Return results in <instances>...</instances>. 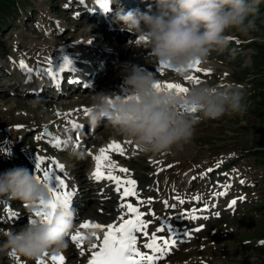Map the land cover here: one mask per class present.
I'll list each match as a JSON object with an SVG mask.
<instances>
[{
  "label": "rangeland",
  "instance_id": "374dc122",
  "mask_svg": "<svg viewBox=\"0 0 264 264\" xmlns=\"http://www.w3.org/2000/svg\"><path fill=\"white\" fill-rule=\"evenodd\" d=\"M153 1L156 3V0H132L135 5L130 9L147 11L149 5H155ZM71 3L78 4V0H16L12 13L4 22L1 20L0 149L12 148V155L0 154V173L14 167H26L35 172L37 155L54 157L65 165V181L69 189L76 192L72 197L75 224L89 217L90 220L96 217L107 223L117 217L120 201L114 194L116 192L106 194L107 191L100 188L106 184L90 182V162H93V154L99 153L102 147L118 141L125 149L124 154L118 159L110 158L104 164L127 168L137 177L143 192L140 195L142 200L151 198V204L143 203L146 220L151 221L149 234L166 221L174 229L182 228L183 232L191 235L188 238L192 241L177 245L174 253L161 264H264V244L261 243L264 241V3H261L255 18L254 30L247 34L230 30L228 47L222 51H211L207 62L201 64L203 69L210 70L208 74L192 73L201 82L239 86L247 105L246 112L202 121L196 126L190 142L181 149L158 155L142 154L134 144L125 143L126 139L115 136L107 124L99 128L96 138L85 140L88 146L84 152L76 151L74 147H54L49 142L51 137L42 135L46 125L55 137L62 131L68 135L69 121L84 116V109L89 106V97L94 91H107L119 97L121 90L128 91L123 83V69L135 63L156 72L162 84L171 82L189 86L188 80L176 79L173 70L158 71V63L152 60L146 43H137L138 35L122 30V22L116 18L117 12L109 19L110 25H101L96 20L97 10L95 18L85 17L88 10L84 8V13L80 14L75 7L77 4L70 7ZM72 42L87 46L89 57L95 59L99 67L103 65L102 72L97 67L102 76L89 80L90 91L87 80L80 86L71 84L76 73L69 71V67L65 68V75L68 74L69 78L64 87L81 88L80 93L89 95L77 96L64 89L65 94L59 98L49 96L51 93L42 99L28 96L12 84L14 77H21V59L34 69L46 68L53 67L47 58L55 56L52 58L55 62L73 52L70 59L74 63L75 48L65 55L62 53L67 45L74 47ZM41 60L44 63L39 65ZM84 60L87 61L88 57ZM74 66L78 70V66ZM19 83H22L21 79ZM62 104L66 105L63 109ZM66 113L71 115L65 116ZM72 150L83 155L71 157ZM89 150L92 155L88 154ZM241 180L244 183H240ZM226 186H230L232 191L219 195L229 190ZM99 191L102 193L97 196ZM177 196L185 202L179 203ZM197 196L199 200L195 199ZM230 198H235L239 204L229 208ZM15 201L17 205L14 200L0 197V207L3 206L0 209V242L4 239L3 233L19 230L29 222V217L25 218L28 208L21 201ZM172 204L176 207H170ZM9 208L18 215L10 218ZM151 209H155V215ZM191 215L199 218L190 219ZM197 228L200 230L196 231ZM157 235L168 238L171 233L165 229L164 233ZM64 250L69 264H81L83 256L70 241V236ZM11 253L0 252V264H38L37 258L13 256ZM48 257L45 264H51Z\"/></svg>",
  "mask_w": 264,
  "mask_h": 264
},
{
  "label": "clouds",
  "instance_id": "9594fccd",
  "mask_svg": "<svg viewBox=\"0 0 264 264\" xmlns=\"http://www.w3.org/2000/svg\"><path fill=\"white\" fill-rule=\"evenodd\" d=\"M106 3L108 6L111 0ZM261 3L264 0H156L147 11L121 9L116 18L122 22V30L146 38L155 63L172 69L176 79H185L192 75L197 60L206 63L211 51L228 47L230 30L242 34L254 30ZM123 75L127 94L117 99L115 93L94 91L89 97L88 120L93 127L107 124L144 155L174 153L190 142L202 121L242 115L247 110L236 85L188 80V91L178 92L165 87L156 72L140 65L125 67ZM69 137L65 140L70 145ZM0 154L11 157L12 148L0 149ZM0 197L19 200L29 211L26 225L2 234L0 252L36 259L68 246L76 227L75 210L57 206L50 219L36 217L41 205L54 197L34 172L14 167L0 173Z\"/></svg>",
  "mask_w": 264,
  "mask_h": 264
},
{
  "label": "snow or ice",
  "instance_id": "6c2138e0",
  "mask_svg": "<svg viewBox=\"0 0 264 264\" xmlns=\"http://www.w3.org/2000/svg\"><path fill=\"white\" fill-rule=\"evenodd\" d=\"M84 0H81L83 3ZM97 3H100L105 9H107L106 0H97ZM67 7V5H66ZM58 23V22H57ZM230 39V38H229ZM91 41H89L90 43ZM145 42L146 38L140 37L136 41ZM64 63L59 66V72H64L65 68L70 67L73 64V61L65 56L63 59ZM49 65L53 64L52 59L48 61ZM200 61L197 60L195 65L192 68V72L199 73L201 71H205L199 67ZM19 67L28 74V79H32V74L40 75L43 73L51 77L52 79L58 78V73L54 70L53 67L49 66L46 68L33 69L30 67L24 59L19 61ZM166 66L163 63H159L158 71L163 72ZM75 70V69H73ZM210 71V70H207ZM186 80H194L195 82H199L196 76L191 75L189 77H185ZM163 85L169 89L175 88L178 92H187L188 88L180 83H171L164 82ZM157 87H160V83L157 84ZM117 99L120 97L117 96ZM195 111V109H192ZM90 112L89 108L84 109V113L88 116ZM59 115V113H57ZM71 113H66L65 116H70ZM72 129H80L84 126L80 123H77L75 120L69 121ZM20 127V126H18ZM42 135H46L51 137L50 143L54 147L66 146L67 141L61 140L59 137L53 136L51 131L48 129L47 125L44 126V131ZM72 139L71 135L69 137ZM40 139V136L37 137ZM125 143H131V141H125ZM74 147L79 148V135L77 136V142L74 144ZM138 148V147H137ZM110 151H119L121 155L124 154L125 149L123 145L118 141H112L106 147H102L99 150V154L93 156L96 161V169L92 173L93 178L96 181L107 180L111 182L114 186L115 192L118 194L120 204H119V223H94L92 221H85L80 224L79 229L70 234L71 240L74 242L77 248L80 249V255L85 254V249L83 247V243L85 240H89L94 238L96 243H90L89 247L92 249L89 254V258L87 260V264H157L169 251H171L172 245L177 244L178 235L175 229L172 227L170 223L166 221L161 223L160 227L156 228L155 231L149 232L147 231L148 224L151 221H147L143 219L145 213L141 211V209L132 202H129V199L135 197L141 204L148 203L151 204L152 200L149 198L147 201L140 199V193L137 191V181L130 176L126 178H122L120 175L114 174L112 170H109L107 173L102 171L103 161H107L110 159L108 153ZM89 155H92L91 150L88 151ZM159 163V162H157ZM114 164V162H113ZM108 168H112L113 165H107ZM169 168L172 165H168ZM57 169L59 172H57ZM65 165L59 162L54 157H47L44 155H37V162L35 166V175L37 179L42 180L47 184L49 190L53 193V200L48 204H42L40 210L35 213V216L40 219H50L51 214L54 212L57 206L63 207H71L72 206V197L74 196V191H68L69 184L65 181ZM120 173L127 174L129 170L124 167H120L118 169ZM211 171V169H209ZM160 172H163V169H160ZM240 183H244L243 180ZM228 187V186H226ZM226 192H221L219 195H225ZM179 203L183 204L185 201L181 199L179 196L176 197ZM196 200H199V196L195 197ZM239 199H244V197H239ZM165 205L168 204V201H164ZM237 200L233 199L231 201L230 207L236 205ZM170 207L175 208L176 205L172 204ZM207 208V205H205ZM10 214V218L18 215L13 212L11 208L8 209ZM195 212V209H193ZM153 215H155L153 213ZM219 215V213H217ZM190 219H198L199 217L196 215H191ZM80 229H89L90 235L83 233ZM165 229L171 235L168 238H165L164 235L158 236L157 233H164ZM200 229L197 228L196 231ZM102 234V235H101ZM142 234L145 239L143 243V248L150 250L149 252L142 251L138 244V237ZM185 237L189 236L188 232L184 233ZM264 244V241H261ZM11 255L16 256L14 252ZM49 255L48 252H45L43 256L47 257ZM52 264H64L65 257L61 254L59 256L52 255L51 256ZM38 264H45V261L42 259H38Z\"/></svg>",
  "mask_w": 264,
  "mask_h": 264
},
{
  "label": "bare ground",
  "instance_id": "6f19581e",
  "mask_svg": "<svg viewBox=\"0 0 264 264\" xmlns=\"http://www.w3.org/2000/svg\"><path fill=\"white\" fill-rule=\"evenodd\" d=\"M142 1H144V0H142ZM84 2H86V4L87 5H85L84 7L86 8V11L88 10V8H90V9H93V10H95L96 9V7H97V4L95 3V1H94V3H92V2H87V0H85ZM111 2H113L114 3V0H111ZM129 5L128 6H125V8H129V9H125V12L126 11H128V10H130V8H132L133 6H131V5H135L133 2H132V0H129ZM88 7V8H87ZM135 9V8H134ZM93 17H95V16H93ZM97 18H99V19H101V20H103V21H105L104 23L106 24V25H110V23H109V19L110 18H108L107 20H105V19H102L100 16H97ZM72 44H73V42H72ZM73 46L74 47H71V45L69 46V45H67L66 47H65V50H63L62 51V53L65 55L70 49H73V48H75V52H76V54L77 55H75V57H76V60L75 61H79V56L78 55H81V56H84V55H86V53L88 52V47L87 46H85V45H83V44H80V43H74L73 44ZM62 56V55H61ZM63 57H65V56H63ZM59 57H57L56 58V60L58 59ZM78 58V59H77ZM48 59V58H47ZM64 59V58H63ZM63 59H61V58H59L57 61H55V63L56 64H58V66H61L63 63H64V61H63ZM75 61H74V63H75ZM137 62H139V61H137ZM95 64H96V61H95ZM138 65H142L141 63H137ZM136 63H135V65H137ZM151 64V63H150ZM97 65V64H96ZM146 66H147V64H145ZM151 67H152V64H151ZM158 67H159V64H158ZM201 69H203V67H200ZM77 69V68H76ZM67 70V69H66ZM205 71H207L206 69H204ZM75 73H76V76H74L75 78H72V80L70 81L71 82V84H75L76 86H80V85H83V84H85V79H87L88 81L90 80V78H94V79H96L97 78V76H98V73L97 72H92L91 73V75L89 76V79L85 76V74L83 73V72H81L80 71V68H78V70L77 71H75ZM64 74H66V71H64ZM170 76H171V72H169L168 73ZM26 75H28L27 73H26ZM79 75H81V76H79ZM41 76L42 75H38V77L39 78H41ZM100 76V75H99ZM77 77H80V78H84V80L83 81H81L79 84H77L76 82H75V79L77 78ZM68 78H69V76H63L62 78H60L59 80H58V82H56V83H54V84H52V85H47V86H43L42 88H40V89H38V91H37V95L39 96V97H42V96H44V95H47V94H51V93H53V91H55V92H59L60 90H61V88H63L64 86H66V82H67V80H68ZM19 82V81H18ZM21 82L22 83H20V86L22 87V89L21 88H18L17 87V85L16 84H14V83H12L14 86H16L17 87V89L19 90H21V92H23V93H27V94H32V89H33V87H34V85L33 84H26V83H24L25 82V76H24V78H23V80L21 79ZM26 85L25 86V88H24V84ZM52 89V90H51ZM13 90H15V89H13ZM52 91V92H51ZM120 94V96H124V95H126L127 94V90H125V89H123V90H121V92L119 93ZM33 95V94H32ZM55 96V95H54ZM53 96V97H54ZM61 107H62V109L63 108H65L66 107V105H61ZM59 109V108H58ZM61 109V108H60ZM61 111H63V110H61ZM68 124V123H67ZM62 134H63V132H62ZM115 136H117L118 138L120 137V136H118V135H116L115 134ZM115 154V156L116 157H118V154L117 153H114ZM114 170H118V169H114ZM58 172V171H57ZM120 176H122V177H127V176H129V175H126V176H124L123 174H119ZM109 183H111V182H109ZM109 183H107V184H109ZM108 191H107V193L106 194H108L109 192H112V193H114L115 192V190H114V186H113V184L111 183V184H109L108 185ZM68 191H72L71 189H68ZM76 193V192H75ZM102 192L101 191H99L98 192V194H97V196L98 195H100ZM78 194V193H77ZM115 194V193H114ZM75 195V194H74ZM106 197H107V195H106ZM113 197V194L111 195V198ZM109 198V197H108ZM110 198V199H111ZM119 198V197H118ZM117 198V199H118ZM116 199V202H117V204H118V200ZM131 199V198H130ZM105 200V199H104ZM76 201V200H75ZM120 201V200H119ZM73 203V202H72ZM135 205H137L139 208H140V205L139 204H135ZM3 208V206H1L0 207V209H2ZM118 210V213H117V217L115 218V220H113L112 222H110V223H119V208L117 209ZM9 213V212H8ZM10 215V214H9ZM14 217V216H13ZM90 218V217H89ZM86 219L85 218V220H83L84 222L85 221H89L90 219ZM96 218V217H95ZM95 218H93V219H91L90 221H92V222H101V223H105V222H103V221H100V220H97V219H95ZM82 221V222H83ZM79 223H81V222H78V224ZM107 223H109V222H107ZM76 225V227H75V229H74V232L73 233H75L76 232V230L77 229H79V225ZM106 224V223H105ZM176 230H179V229H176ZM89 234L90 235V230H87L86 229V234ZM180 236H181V238H180V240L182 239V236H183V233H181L180 232ZM190 238V237H189ZM86 241L87 240H85L84 241V243H83V247H84V249L87 251V255H86V257H85V260L83 261V262H87V260H88V258H89V253H90V251L92 250V249H90V247H89V245H90V243H96V241H95V239H93V240H91V241H88L87 243H86ZM179 241V240H178ZM71 242H73L72 240H71ZM181 244V243H180ZM137 246L138 247H140L138 244H137ZM141 248V247H140ZM79 251H80V249H79ZM150 251V250H149ZM49 253H51V254H49V257H51V255H57V256H59V255H63L64 257H67V252H66V250H62L61 252H59V253H56L55 251H49ZM49 257H48V261L52 264V261H50V259H49ZM37 259H43L44 261H45V259H46V257L45 256H40L39 258H37ZM46 263V262H45ZM87 264V263H86Z\"/></svg>",
  "mask_w": 264,
  "mask_h": 264
},
{
  "label": "trees",
  "instance_id": "16d2710c",
  "mask_svg": "<svg viewBox=\"0 0 264 264\" xmlns=\"http://www.w3.org/2000/svg\"><path fill=\"white\" fill-rule=\"evenodd\" d=\"M16 0H0V24L1 20L4 22L7 19V15L12 13V7H14Z\"/></svg>",
  "mask_w": 264,
  "mask_h": 264
}]
</instances>
